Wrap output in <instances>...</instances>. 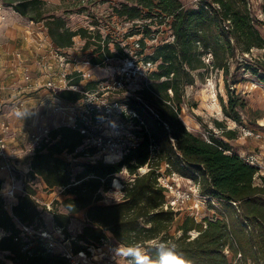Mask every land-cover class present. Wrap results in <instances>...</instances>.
I'll return each mask as SVG.
<instances>
[{
  "label": "trees",
  "instance_id": "obj_1",
  "mask_svg": "<svg viewBox=\"0 0 264 264\" xmlns=\"http://www.w3.org/2000/svg\"><path fill=\"white\" fill-rule=\"evenodd\" d=\"M113 8L117 17L127 22L141 23L136 32L137 54H144L145 38L150 37L151 26L168 24L172 39L158 44L145 59L157 62L150 75V83L133 96L122 99L137 112L135 119L140 127L138 145L120 160L106 162L97 159L85 161L81 171L74 174L64 155L75 158L94 153L91 148L80 147L84 137L76 129L65 124L52 127L46 141L35 147L26 176L40 178L47 188L60 187L65 198L51 214L54 226L62 229L65 237L71 216L84 211L85 223L71 240L74 251L90 245H102L112 239L117 245L141 242L151 245L152 240H163L175 246L178 254L191 264H264V177H257V168L245 163L233 151L228 141L214 135L205 138L188 130L180 119L181 102L185 86L192 85L195 74L202 75L209 69L221 71L224 82L229 76V60L238 53L251 49H264V37L256 26L247 0H197L195 7H186L182 0H117ZM16 13L34 23H42L47 35L57 49H69L74 37L85 38L83 50L95 47L97 56L92 64L103 65L107 58L128 56L119 42L110 46L108 38L86 28L70 29L61 16L50 14L44 0H3ZM261 10L264 15V0ZM264 24V22L262 23ZM257 66H247L252 74L264 73V57ZM264 84V74L260 76ZM90 86V84L88 85ZM226 102L221 101L225 117L242 124L240 111L246 100L235 89L226 85ZM56 95L75 101L80 95L66 90ZM135 102L150 113L148 119ZM226 140L236 138V130H226L221 121H214ZM153 147L151 150L150 147ZM168 164L167 173H176L199 182L201 193L218 199L217 210L223 219L204 218L196 222L184 217L175 237L169 233L172 222L179 213L163 209V189L157 185V170ZM149 170L137 175L133 181L122 184V199L101 203L111 187V179L124 169L131 175L140 166ZM3 179H0V189ZM238 203V210L230 203ZM45 205H39L35 190L24 184V193L16 194L10 211L0 194V252L5 259L0 264H69L58 253L48 251L39 237L22 235V225L34 229H46L43 220ZM198 234L191 237L189 231ZM230 253L231 257H228ZM149 254L155 256V251ZM238 254H240L239 257Z\"/></svg>",
  "mask_w": 264,
  "mask_h": 264
},
{
  "label": "rangeland",
  "instance_id": "obj_2",
  "mask_svg": "<svg viewBox=\"0 0 264 264\" xmlns=\"http://www.w3.org/2000/svg\"><path fill=\"white\" fill-rule=\"evenodd\" d=\"M46 2V9L50 14L61 16L66 25L72 29L76 30L78 28H86L91 32H98L102 38H108L110 41V46L113 47V42H119L126 52L137 53L138 48L135 46L142 36L137 34V30L140 29L139 25L147 21H134L127 22L124 19L117 17L114 14L113 8L117 5V0H44ZM186 7H195L197 5V0H182ZM248 6L252 16L255 18L256 26L261 35L264 37V15L261 10L262 0H247ZM0 5H4L3 0H0ZM0 7V30H2L10 20V15H8L4 6ZM11 11V10H7ZM13 15V14H12ZM16 17V16H15ZM24 21L28 19L23 17ZM29 21V20H28ZM41 24V23H38ZM37 24V25H38ZM36 25V23H35ZM153 33L150 37L145 38L144 52L145 54H150L154 48L163 42L171 41V31L168 24L151 26ZM85 43V38L80 36L74 37V44L71 47L73 55L75 56L76 63L82 65L83 58H93L97 56L94 53L95 47H90L87 50H83ZM1 46V44H0ZM2 54V53H1ZM264 57V49L253 48L249 53H236L233 58L229 60V76L227 82H224L221 71L217 69L209 68L204 74L196 75L195 81L192 85L185 86L182 102L180 119L182 120L185 127L204 138V136L210 137L214 135L216 138H221L226 140L220 132L218 127L215 126L214 121H221L224 124L231 118L224 116L221 110V101L226 102V85L229 89H235V93L241 95L247 102L246 107L240 111L242 124L249 127H257L259 125H264V84L260 80V76L263 75L262 70H258V74H252L246 67L252 66L256 67L258 64L256 61H262ZM112 68L113 65H100L95 67L94 70L97 76H104L106 74L105 68ZM110 70V69H109ZM120 99H124L125 96H119ZM135 108L139 109L144 115L145 119L150 117V113L144 109V107L135 102ZM60 123L59 125H61ZM58 125V126H59ZM50 127L53 124H49ZM236 138H240L236 131ZM250 140V139H249ZM29 141L23 139H14L11 141L12 147L16 150L17 155L9 156L10 161H14V166L11 170L10 179L8 173L5 169L1 168L0 161V179H3L1 185V190L8 189V186L14 184L16 188L17 195L24 193V184L30 185L35 190L36 199L39 205L49 204L51 210L47 212L43 211L44 224L47 227V231L53 234L57 239H61V235L56 232L51 211L58 205L56 201H61L65 198L63 188H47L44 182L40 178L30 179L26 176L28 158L30 154L27 152ZM240 145H245L244 142ZM233 148V147H232ZM252 149H254L252 147ZM256 148V151L260 149ZM234 152H237L233 148ZM258 153V152H257ZM64 158L69 161L71 165V170L74 174L81 171V164L85 161H90L91 159H102L101 156L96 155L94 158H89L87 156H80L75 158L73 155H64ZM109 161H114V158L108 157ZM130 174L127 171H122L111 179V187L107 192L103 193V200L101 203L109 204L117 202L122 199L123 191L122 184L128 180ZM8 201V198H6ZM221 208L220 203H218V208ZM217 214L221 213L218 210ZM191 217V210L183 209L178 216H176L169 228V233L175 237L181 234L179 226L181 225L184 217ZM199 219L209 218L210 213L207 208H203L202 211L197 215ZM193 218V217H192ZM194 219V218H193ZM195 220V219H194ZM196 221V220H195ZM197 222V221H196ZM85 223L84 211L73 214L71 216L70 224L68 226V231L72 236L79 233ZM196 231V230H191ZM157 241V240H155ZM152 240L150 243L155 242ZM117 244L112 240H108L106 243L98 248H92L93 255L92 261L97 264H102L106 261H112L114 264H127L121 258H114L112 256L111 249ZM228 257L231 254L226 252ZM5 253L0 252V262L6 261ZM239 257V256H237ZM234 264H242L240 261H235ZM250 264V263H246Z\"/></svg>",
  "mask_w": 264,
  "mask_h": 264
},
{
  "label": "built area",
  "instance_id": "obj_3",
  "mask_svg": "<svg viewBox=\"0 0 264 264\" xmlns=\"http://www.w3.org/2000/svg\"><path fill=\"white\" fill-rule=\"evenodd\" d=\"M2 5H0L1 7ZM135 46L139 49L138 42ZM123 58H107L106 65H113L112 68L107 67L106 74L97 76L94 70L99 64H92L91 58H83L82 65L76 63L75 58H71L70 54L61 49L52 51L53 59L58 67L55 77L48 78L43 88L56 94L57 91L66 90L71 93H78L80 97L68 103L71 111L65 124L73 129L78 130L84 137L83 145L80 149L91 148L94 150L92 155L87 157L94 158L96 155L102 157L103 161L115 162L120 160L131 149L135 148L141 137L139 136L140 124L134 123L135 119H139L136 111L130 109L119 96H133L142 87L150 83V75L156 69L157 62L145 59L144 54L128 53ZM110 69V70H109ZM24 80L30 81L29 75H24ZM90 84V86H88ZM29 89L31 88L28 85ZM20 90L18 87H14ZM4 89L0 83V90ZM17 107H22L20 102ZM49 107L53 112L61 113L64 106L57 103L50 104ZM10 127L7 123L0 125V161L1 168L5 169L10 179L11 170L14 166L13 161L9 159L8 141L6 134ZM51 128L42 127L31 135L27 152L33 153L35 147L42 141H46ZM226 130H236L240 138L253 139L264 143V125L257 127H249L246 125H238L233 120L225 123ZM222 129L216 132L222 133ZM209 141V137L204 136ZM152 150L153 147L151 146ZM242 160L257 168L256 176L264 177V155L262 153L250 152L239 154ZM112 157L114 161L107 158ZM101 159V158H100ZM97 159H91L94 162ZM168 164L162 163L157 172V185L163 189L164 202L163 209L180 213L183 209L191 210V217L197 222H202L198 218V214L203 208H207L210 213L209 219H223L222 214H217L218 199L209 195H203L199 182L192 179L181 177L176 173H167ZM149 170L147 164L137 168V171L131 174L128 181H133L137 175L145 174ZM123 171H126L124 169ZM0 194L5 198L7 209L11 208L16 201V188L12 184L8 189L1 190ZM8 198L9 200L7 201ZM230 203L238 210V203L230 201ZM46 211H50L49 204H45ZM22 235L34 234L43 242V246L50 252L58 253L65 257L69 264H97L92 261V248H98L101 245H90L86 249L74 251L71 240L73 236L65 237L61 228L55 226L56 232L61 235V239H57L46 229H34L22 225ZM191 237L198 234L197 231H189ZM103 245V244H102ZM240 256V254H238ZM102 264H114L112 261H106Z\"/></svg>",
  "mask_w": 264,
  "mask_h": 264
},
{
  "label": "crops",
  "instance_id": "obj_4",
  "mask_svg": "<svg viewBox=\"0 0 264 264\" xmlns=\"http://www.w3.org/2000/svg\"><path fill=\"white\" fill-rule=\"evenodd\" d=\"M3 6L5 12L10 15V20L0 30V83L4 87L0 90V125L7 123L10 127L6 137L11 156L17 155L19 151L12 147V140L24 138L30 141L31 135L39 128L64 123L71 112L68 107L71 101L58 97L42 87L48 78L55 77L58 72L52 56V51L57 48L48 37L42 23L35 25L30 20L24 21L23 17L10 6ZM64 51L69 53L71 58H75L71 48ZM26 74L31 77L30 81L24 80ZM59 101L64 110L61 113L53 112L49 105ZM20 102L22 107L19 109L17 105ZM18 112L24 115L18 116ZM228 142L238 154L258 152L264 155V143L260 141L235 138ZM242 142L244 146L240 145ZM256 148L260 150L256 151ZM29 154L27 170L30 168L32 157V154ZM8 210L10 211V208ZM3 234L0 230V237Z\"/></svg>",
  "mask_w": 264,
  "mask_h": 264
},
{
  "label": "clouds",
  "instance_id": "obj_5",
  "mask_svg": "<svg viewBox=\"0 0 264 264\" xmlns=\"http://www.w3.org/2000/svg\"><path fill=\"white\" fill-rule=\"evenodd\" d=\"M23 116L24 113H17ZM150 250L155 251V256L149 254ZM114 258H121L127 264H191V261L178 254L174 245L158 240L151 245H144L141 242L129 245H116L111 249Z\"/></svg>",
  "mask_w": 264,
  "mask_h": 264
}]
</instances>
